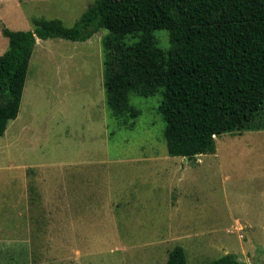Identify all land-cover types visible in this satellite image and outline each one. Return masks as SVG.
I'll list each match as a JSON object with an SVG mask.
<instances>
[{"label":"rangeland","instance_id":"rangeland-1","mask_svg":"<svg viewBox=\"0 0 264 264\" xmlns=\"http://www.w3.org/2000/svg\"><path fill=\"white\" fill-rule=\"evenodd\" d=\"M94 1L0 0V55L5 26H73ZM109 34L36 44L19 114L0 135V264H166L177 245L188 264L228 253L264 264V129L222 134L195 164L170 156L162 91L132 93L137 116L109 107ZM155 34L168 50L169 32ZM252 124L264 125V108Z\"/></svg>","mask_w":264,"mask_h":264},{"label":"trees","instance_id":"trees-1","mask_svg":"<svg viewBox=\"0 0 264 264\" xmlns=\"http://www.w3.org/2000/svg\"><path fill=\"white\" fill-rule=\"evenodd\" d=\"M29 30L3 28L8 49L0 55V135L17 118L30 59L38 39L87 41L109 30L106 48L108 105L116 116L131 111L132 93L162 91L168 154L191 164L215 153L216 139L252 122L264 108V0H95L73 26L60 18H35ZM167 30L171 46L155 32ZM127 35L138 37L124 43ZM115 40V41H114ZM235 253L205 264H238ZM166 264H188L177 245Z\"/></svg>","mask_w":264,"mask_h":264},{"label":"crops","instance_id":"crops-1","mask_svg":"<svg viewBox=\"0 0 264 264\" xmlns=\"http://www.w3.org/2000/svg\"><path fill=\"white\" fill-rule=\"evenodd\" d=\"M39 40H40V39H38V41H39ZM38 41H37V42H38Z\"/></svg>","mask_w":264,"mask_h":264}]
</instances>
